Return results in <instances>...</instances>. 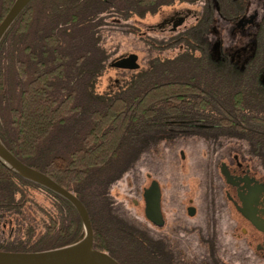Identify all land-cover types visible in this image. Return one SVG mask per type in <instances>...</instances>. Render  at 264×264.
Wrapping results in <instances>:
<instances>
[{"label": "trees", "instance_id": "trees-1", "mask_svg": "<svg viewBox=\"0 0 264 264\" xmlns=\"http://www.w3.org/2000/svg\"><path fill=\"white\" fill-rule=\"evenodd\" d=\"M164 1L32 0L0 42L1 139L84 202L95 246L123 264L170 263L164 243L127 221L111 192L152 145L214 125L216 135L236 137L239 151L264 167V43L243 69L229 54L215 58L205 42L197 48L174 35L166 50L150 52L143 67L118 78L117 89H97L123 55L107 47L105 34L134 32L137 19ZM13 2L0 0V22ZM30 187L53 196V210L43 208L49 222L36 239L27 224L21 238L0 242V249H50L83 237L69 200L0 162V209L21 212Z\"/></svg>", "mask_w": 264, "mask_h": 264}, {"label": "flooded vegetation", "instance_id": "flooded-vegetation-1", "mask_svg": "<svg viewBox=\"0 0 264 264\" xmlns=\"http://www.w3.org/2000/svg\"><path fill=\"white\" fill-rule=\"evenodd\" d=\"M164 2L166 4L154 14L166 9L159 24L164 26L161 30L169 31L167 43H171L170 38L174 35H182L185 41L192 40L197 48L205 42L215 58L229 54L243 69L260 52L259 47L264 43V0ZM192 35L197 37L196 40ZM259 79L264 84V65ZM206 129L207 134L204 133ZM194 130L197 132L177 138L196 135L206 144L205 155L196 161L201 178V187L197 190L201 192L198 196L200 205L195 203L193 196L188 205L179 196L180 206L186 205V211L181 213L176 208L174 215L168 213L166 216L162 208L163 192L173 191L162 189L157 176L159 166H154L153 172L148 173L150 183L141 192L144 214L146 216L145 190L156 180L161 189L164 222L157 224L147 218L152 223L150 235L155 241L164 243L169 264H264V170L239 149L232 153L235 145L224 146L228 143L224 139L220 141L222 136L216 135V126L201 125ZM182 154L185 158L184 152ZM134 203L138 204L136 198ZM8 212L12 211L0 209V242L13 240L10 239L11 229L10 237L3 239L6 222H12L8 218L1 221ZM185 212L190 217L197 216V220H187Z\"/></svg>", "mask_w": 264, "mask_h": 264}, {"label": "rangeland", "instance_id": "rangeland-1", "mask_svg": "<svg viewBox=\"0 0 264 264\" xmlns=\"http://www.w3.org/2000/svg\"><path fill=\"white\" fill-rule=\"evenodd\" d=\"M161 13H147L142 19H137L135 25L137 29L134 32H121L120 30L108 31L106 35L107 47L115 52V54L123 53V55L131 52H136L139 55L138 61L140 67H143L148 59L150 52H159L160 50H166L162 45L166 44L169 39V31L161 30L159 22L162 14L166 11L164 8ZM160 46L154 47V46ZM170 52L177 51V48H169ZM165 54V53H164ZM133 73L132 70H124L114 66H110L99 77L97 82V89L101 92L107 90L117 89V79L122 81L124 78H128ZM224 142L228 143L224 146H239L236 137H221ZM203 139L198 138L196 135H191L187 139L180 138L174 140H162L157 145H152L151 149H148L142 153V156L136 161V165L129 169L112 187V194L116 200V207L124 214L127 221L133 224L141 230L147 231L151 234V222L144 214V200L141 192L143 188L150 183L151 177L148 173L153 172L154 166H159L157 176L160 177V183L164 191L162 208L166 216L168 213L180 210V212L186 211L185 206L188 205L189 198L195 197V203L200 205L198 196L201 192L197 190L201 187L200 173L197 170L196 161L205 155L207 148L204 147ZM223 146V147H224ZM234 147V146H233ZM248 148V143H246ZM238 148L231 149L232 153L237 152ZM224 150H222L223 152ZM239 151V150H238ZM247 157H252L256 161V166L260 170H264L260 160L253 157L250 152L245 149ZM185 158H183V154ZM230 152V151H229ZM227 152V153H229ZM224 153H226L224 151ZM185 190V191H184ZM178 191V192H174ZM184 191V192H183ZM29 199L22 204L21 212H8L5 213L1 221L6 218L12 222H6V233L3 239L10 237V229L12 234L10 239L17 240L25 234L27 224L33 226V236L36 239L45 230L48 217L43 208L47 210H53L54 198L45 191L43 188H32L26 190ZM173 196V198H172ZM184 199L186 205L182 208L178 197ZM138 200V204L134 203V199ZM187 220H197V216L190 217L185 212ZM12 218V219H11ZM7 220V219H6Z\"/></svg>", "mask_w": 264, "mask_h": 264}, {"label": "water", "instance_id": "water-1", "mask_svg": "<svg viewBox=\"0 0 264 264\" xmlns=\"http://www.w3.org/2000/svg\"><path fill=\"white\" fill-rule=\"evenodd\" d=\"M31 1L14 0L9 11L0 22V42ZM138 59V53L131 52L113 60L111 66L136 69L140 66ZM0 162L16 174L69 200L78 210L85 229L82 238L60 247L32 251L0 249V264H123L109 252L95 246L94 228L90 213L84 202L73 191L62 185L48 173L20 159L4 143L1 137ZM144 197L146 200L145 213L147 218L157 224L163 223L161 189L158 181H152L150 186L146 188ZM192 213L190 212V214Z\"/></svg>", "mask_w": 264, "mask_h": 264}]
</instances>
